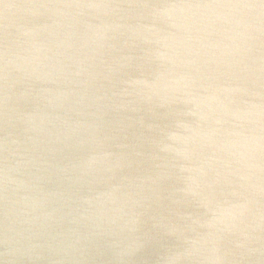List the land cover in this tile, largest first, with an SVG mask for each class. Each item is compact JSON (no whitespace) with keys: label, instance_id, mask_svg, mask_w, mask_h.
I'll list each match as a JSON object with an SVG mask.
<instances>
[{"label":"clouds","instance_id":"1","mask_svg":"<svg viewBox=\"0 0 264 264\" xmlns=\"http://www.w3.org/2000/svg\"><path fill=\"white\" fill-rule=\"evenodd\" d=\"M0 264H264V0H0Z\"/></svg>","mask_w":264,"mask_h":264},{"label":"water","instance_id":"2","mask_svg":"<svg viewBox=\"0 0 264 264\" xmlns=\"http://www.w3.org/2000/svg\"><path fill=\"white\" fill-rule=\"evenodd\" d=\"M13 2H24V0H13Z\"/></svg>","mask_w":264,"mask_h":264}]
</instances>
